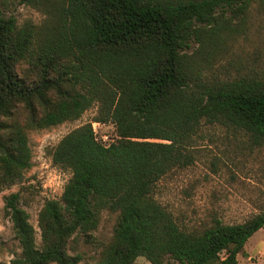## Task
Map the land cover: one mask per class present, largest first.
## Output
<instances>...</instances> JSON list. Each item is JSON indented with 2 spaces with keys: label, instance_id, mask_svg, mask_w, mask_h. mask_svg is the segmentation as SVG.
I'll list each match as a JSON object with an SVG mask.
<instances>
[{
  "label": "trees",
  "instance_id": "obj_1",
  "mask_svg": "<svg viewBox=\"0 0 264 264\" xmlns=\"http://www.w3.org/2000/svg\"><path fill=\"white\" fill-rule=\"evenodd\" d=\"M43 15L20 21L0 7V189L33 166L30 132L79 120L112 123L103 140L92 121L51 153L72 171L60 199L38 215L41 241L21 193L5 211L22 252L11 264H78L104 212L113 235L93 264H240L264 210L245 222L185 229L156 197L158 182L194 162L203 129L219 124L264 143V75L211 70L264 0H18ZM4 3V2H2ZM0 264H3L0 262Z\"/></svg>",
  "mask_w": 264,
  "mask_h": 264
},
{
  "label": "rangeland",
  "instance_id": "obj_2",
  "mask_svg": "<svg viewBox=\"0 0 264 264\" xmlns=\"http://www.w3.org/2000/svg\"><path fill=\"white\" fill-rule=\"evenodd\" d=\"M0 7L13 11L20 21L32 19L39 23L43 19L40 11L19 4L18 0H0ZM211 70L221 77L264 75V11L257 5L250 10L245 32L228 40L222 55L212 62ZM96 113L97 107H92L79 120L30 132L32 168L21 182L0 189L1 263L11 264L22 252L5 211V197L21 193V206L29 213L40 243L39 211L46 200L61 198L72 176V171L53 164L54 147L68 132L90 121L103 140L115 136L114 124L93 121ZM194 156L191 165L172 171L156 187V197L182 227H203L214 217H220L225 223L245 222L264 210V143H256L242 130L209 125L203 129ZM116 220L115 213L104 212L92 241L81 239L77 249L70 251L78 255V264H93L99 258L103 244L113 235ZM239 261L240 264H264V227L249 238ZM135 264L152 263L141 256Z\"/></svg>",
  "mask_w": 264,
  "mask_h": 264
}]
</instances>
